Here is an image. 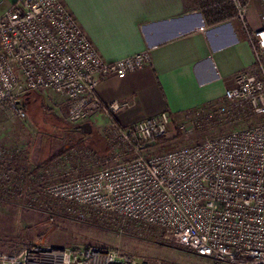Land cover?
Segmentation results:
<instances>
[{
	"label": "built area",
	"instance_id": "1",
	"mask_svg": "<svg viewBox=\"0 0 264 264\" xmlns=\"http://www.w3.org/2000/svg\"><path fill=\"white\" fill-rule=\"evenodd\" d=\"M228 2L251 45L253 69L237 72L217 101L179 117L163 110L123 127L114 116L132 99L104 103L96 88L148 65L149 51L107 61L62 0H15L0 15V109L24 120V102L37 92L63 97L74 127L102 112L110 153L90 171L68 151L34 176L32 167L18 163L23 147L0 146V193L29 191L33 200L58 202L73 218L117 231L154 227L209 264H264V12L262 25L250 30V0ZM253 116L261 118L250 121ZM172 124L185 141L166 149L157 141ZM0 264L149 263L114 249L33 243L0 251Z\"/></svg>",
	"mask_w": 264,
	"mask_h": 264
},
{
	"label": "crops",
	"instance_id": "2",
	"mask_svg": "<svg viewBox=\"0 0 264 264\" xmlns=\"http://www.w3.org/2000/svg\"><path fill=\"white\" fill-rule=\"evenodd\" d=\"M62 1L105 60L149 51L148 65L125 76H110L96 88L104 103L132 99L131 107L119 112L126 127L163 110L179 117L190 109L217 101L225 89L233 86L237 72L254 67L253 51L238 19L208 22L201 14L194 17L186 0ZM260 1L253 0L257 23L248 27L250 30L262 25L259 16L264 9ZM14 2L0 0V15ZM38 95L41 94L30 93L27 103L34 102ZM54 97L53 104L67 110L65 99ZM104 121L102 112L88 119L97 127L103 126ZM35 145L28 137L22 146L28 147L32 159L37 161L40 156L33 151Z\"/></svg>",
	"mask_w": 264,
	"mask_h": 264
},
{
	"label": "rangeland",
	"instance_id": "3",
	"mask_svg": "<svg viewBox=\"0 0 264 264\" xmlns=\"http://www.w3.org/2000/svg\"><path fill=\"white\" fill-rule=\"evenodd\" d=\"M216 1L218 0H186V3L194 17L201 14L205 18L203 6L212 5ZM259 3L264 9L263 1ZM254 5L253 0H250L246 14L249 28L257 23V16L253 13ZM54 96L41 94L34 102H29L24 120L9 113L8 115L0 109V146L23 147L25 155L18 160V163L20 166L26 165L27 168L40 165L41 161L61 148L66 149V152L78 153L80 158L89 163L90 171L97 168L103 157L110 153L108 141L110 137L106 132L107 118L103 126L93 125L91 132L86 134L67 121L63 108L53 104ZM260 118L253 116L249 120L257 121ZM175 128L174 124L169 128L167 137H171L172 141L165 145L166 149L185 141L184 139L173 141ZM219 128L224 130V127ZM198 136L196 134L186 139L195 140ZM28 137L33 145L36 144L33 151L40 156L37 161L32 159L28 147L22 146ZM154 149L159 150L158 147ZM58 158L60 156L44 165L51 164ZM34 194L29 191L11 196L0 193L1 252H15L33 243L73 250L95 246L133 255L149 264H209L208 261L194 256L181 246L169 243L161 231L154 227L138 228L127 225L121 231H117L103 223L73 218L63 213L60 203L52 201L46 204L43 197H40L42 201L38 202L36 199L33 200Z\"/></svg>",
	"mask_w": 264,
	"mask_h": 264
},
{
	"label": "trees",
	"instance_id": "4",
	"mask_svg": "<svg viewBox=\"0 0 264 264\" xmlns=\"http://www.w3.org/2000/svg\"><path fill=\"white\" fill-rule=\"evenodd\" d=\"M203 10V14L206 18V20H208V22H218L220 20H223L225 18H230V17H234V8L232 6V4L230 2H228V0H218L215 3H213L212 5L209 6H203L202 8ZM27 99L24 102V110L26 111L27 108ZM63 114L65 116V118L67 117V110L66 108L63 109ZM114 120L115 122H117L118 124H120L123 127H126L125 125H123L119 119V113L116 114L114 116ZM172 138L174 139L173 141L179 140L181 139V132L179 130H177L175 128V133L172 136ZM171 140V137H161L158 139L157 144H167L169 143ZM172 141V140H171ZM66 152V149L61 148L57 151H55L54 153H52V155L48 156L47 159L41 161L36 167L32 168L31 170V174L34 176H38L39 175V171L42 169V167L44 166V164L48 163L49 161L53 160L56 157H61L62 154H64Z\"/></svg>",
	"mask_w": 264,
	"mask_h": 264
},
{
	"label": "water",
	"instance_id": "5",
	"mask_svg": "<svg viewBox=\"0 0 264 264\" xmlns=\"http://www.w3.org/2000/svg\"><path fill=\"white\" fill-rule=\"evenodd\" d=\"M76 128L86 134H89L91 132L92 125L90 122L87 121V122L77 125Z\"/></svg>",
	"mask_w": 264,
	"mask_h": 264
}]
</instances>
